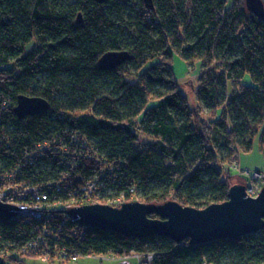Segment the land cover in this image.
Masks as SVG:
<instances>
[{"label": "trees", "instance_id": "obj_1", "mask_svg": "<svg viewBox=\"0 0 264 264\" xmlns=\"http://www.w3.org/2000/svg\"><path fill=\"white\" fill-rule=\"evenodd\" d=\"M109 50L131 58L102 70ZM176 53L200 61L195 106ZM22 94L50 107L20 117ZM256 138L264 153V18L245 0H0V189L21 202L47 195L40 218L0 220L7 262L151 253L141 264H262L264 229L195 245L82 225L65 207L223 202L230 165Z\"/></svg>", "mask_w": 264, "mask_h": 264}, {"label": "water", "instance_id": "obj_2", "mask_svg": "<svg viewBox=\"0 0 264 264\" xmlns=\"http://www.w3.org/2000/svg\"><path fill=\"white\" fill-rule=\"evenodd\" d=\"M95 1L103 3L108 0ZM246 6L264 18V0H246ZM130 58L129 50H109L100 57L99 67L114 70ZM49 107L48 101L42 97L22 94L17 98L15 111L23 117L38 114ZM20 209L16 204L0 200V220L13 219ZM66 212L82 225L116 231L129 237L166 235L177 242L189 239L196 245L217 239H238L264 229V186L259 195L253 197L248 195L245 183H234L225 201L202 208L172 199L163 202L134 200L118 206L106 203L71 206ZM0 264L11 263L0 255Z\"/></svg>", "mask_w": 264, "mask_h": 264}, {"label": "rangeland", "instance_id": "obj_3", "mask_svg": "<svg viewBox=\"0 0 264 264\" xmlns=\"http://www.w3.org/2000/svg\"><path fill=\"white\" fill-rule=\"evenodd\" d=\"M246 3V0H245ZM173 68L175 75L179 81L180 88L186 94L189 99V102L192 106L197 105L198 100L196 97L195 89L193 87V83L196 84L197 79L199 77L200 71V61L195 60L192 64L188 63L185 59L181 58L179 54L176 53L173 59ZM149 138V137H148ZM136 145L139 143L136 141ZM242 159V160H241ZM240 167L244 169H249L253 172L255 171H263L264 172V153L260 150L258 139L256 138L254 141V147L249 151H243L240 159H239ZM169 163V160H167ZM238 163V162H237ZM230 176L232 184L234 183H248L252 181L250 179V175L242 174L241 171L237 168H230ZM239 176L243 178V181L240 180ZM249 180V181H248ZM241 181V182H240ZM132 201V200H127ZM142 257L138 258L135 256H125L118 257V259L113 260L109 259L107 255H85L78 256L77 259H70L68 261H59V259H55L54 261H47L46 264H117L119 262H124L126 264H141ZM37 264L41 263L40 257L37 258Z\"/></svg>", "mask_w": 264, "mask_h": 264}, {"label": "built area", "instance_id": "obj_4", "mask_svg": "<svg viewBox=\"0 0 264 264\" xmlns=\"http://www.w3.org/2000/svg\"><path fill=\"white\" fill-rule=\"evenodd\" d=\"M239 164H240L239 162L238 163L234 162L233 164L230 165V168L231 167L237 168L241 171L242 174L250 175V179H252V181L248 180L249 182L246 183L247 193L249 196H253V197L258 196L259 193L261 192L263 186H264V172L263 171H255L252 173L251 170L244 169V168L240 167ZM42 197L44 200L47 197V195L43 194ZM0 200L7 202V203H12V204L18 205L19 207H21L18 214H23L25 216H33V217L40 218L43 211H44L43 200L31 201V202H21V201L15 200L14 196L10 195L9 192H7L5 190H1V189H0ZM126 201L127 200H126L125 196H121V197H118L117 199H114L112 201L107 202L106 204L118 206L120 203H123ZM97 203H101V202H97ZM55 204H59V202H56ZM71 206H78V205L74 204L73 201H71L70 203L69 202L65 203L66 209L71 207ZM30 208H35V209H30ZM37 209H40V210H37ZM102 255L109 256V259L110 258L113 260L118 259V256H116L115 254H112V253H105ZM131 256H135L138 258L147 257L149 261L152 260V258H153V254H151V253H149V254L135 253V254H132ZM77 257H78L77 255L70 256L69 258L62 256L61 258H57V259H59V261H68L70 259H77ZM40 259H41V263H43V264H45L47 261L50 260L49 256H47V255L40 256Z\"/></svg>", "mask_w": 264, "mask_h": 264}, {"label": "crops", "instance_id": "obj_5", "mask_svg": "<svg viewBox=\"0 0 264 264\" xmlns=\"http://www.w3.org/2000/svg\"><path fill=\"white\" fill-rule=\"evenodd\" d=\"M242 160V159H241ZM239 178H240V180H242L243 181V178H241L240 176H239ZM241 182V181H240Z\"/></svg>", "mask_w": 264, "mask_h": 264}]
</instances>
